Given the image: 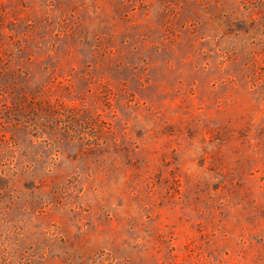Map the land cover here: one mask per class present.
<instances>
[{
    "label": "rangeland",
    "instance_id": "374dc122",
    "mask_svg": "<svg viewBox=\"0 0 264 264\" xmlns=\"http://www.w3.org/2000/svg\"><path fill=\"white\" fill-rule=\"evenodd\" d=\"M0 264H264V0H0Z\"/></svg>",
    "mask_w": 264,
    "mask_h": 264
}]
</instances>
